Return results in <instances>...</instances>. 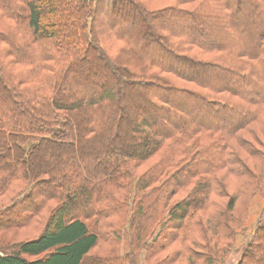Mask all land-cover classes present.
Instances as JSON below:
<instances>
[{
	"label": "trees",
	"instance_id": "16d2710c",
	"mask_svg": "<svg viewBox=\"0 0 264 264\" xmlns=\"http://www.w3.org/2000/svg\"><path fill=\"white\" fill-rule=\"evenodd\" d=\"M141 257L264 264V0H0V264Z\"/></svg>",
	"mask_w": 264,
	"mask_h": 264
},
{
	"label": "rangeland",
	"instance_id": "374dc122",
	"mask_svg": "<svg viewBox=\"0 0 264 264\" xmlns=\"http://www.w3.org/2000/svg\"><path fill=\"white\" fill-rule=\"evenodd\" d=\"M236 86H238V87H240V88H242V89L245 88V84H243L242 82L236 84ZM74 89H75V91H79L78 88H74ZM235 257H236V256H234L233 258H235ZM233 258H232L230 261H228L226 264H233V263H234ZM140 264H145V262H144V260H143L142 257H141V260H140ZM218 264H220V263H218Z\"/></svg>",
	"mask_w": 264,
	"mask_h": 264
}]
</instances>
